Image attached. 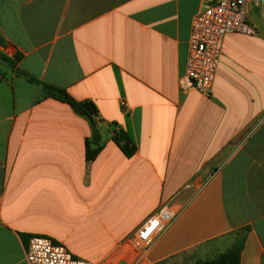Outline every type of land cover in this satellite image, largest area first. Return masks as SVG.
Returning a JSON list of instances; mask_svg holds the SVG:
<instances>
[{"label": "crops", "instance_id": "1", "mask_svg": "<svg viewBox=\"0 0 264 264\" xmlns=\"http://www.w3.org/2000/svg\"><path fill=\"white\" fill-rule=\"evenodd\" d=\"M206 1L0 0V49L91 100L99 134L86 159L90 120L0 63V264H30L33 233L94 264H185L242 235L238 264H264V0L246 3L253 33L223 35L202 95L178 77ZM110 121L131 135L130 155ZM161 205L173 217L135 244Z\"/></svg>", "mask_w": 264, "mask_h": 264}, {"label": "built area", "instance_id": "2", "mask_svg": "<svg viewBox=\"0 0 264 264\" xmlns=\"http://www.w3.org/2000/svg\"><path fill=\"white\" fill-rule=\"evenodd\" d=\"M247 1L207 0L192 15L185 67L178 77L180 90L194 89L202 95H209L223 35L233 31L254 32V28L246 20ZM173 215L174 212L169 206H159L137 226L132 235L133 242L137 245L148 244L163 223ZM24 255L30 264H94L90 260L73 255L62 243L37 233L27 237Z\"/></svg>", "mask_w": 264, "mask_h": 264}, {"label": "trees", "instance_id": "3", "mask_svg": "<svg viewBox=\"0 0 264 264\" xmlns=\"http://www.w3.org/2000/svg\"><path fill=\"white\" fill-rule=\"evenodd\" d=\"M4 45V39L0 36V46ZM20 57V54L15 51L11 56L7 55L0 49V63L4 64L8 67H14L16 73L24 76L25 78L32 80L38 84L43 89L44 94L51 96L53 98L62 100L66 102L73 111L79 114L85 115L91 122L92 132L90 138H86L84 141L85 149L84 156L86 159H90L94 156L95 152L98 149V144L94 148H91L90 141L97 142L99 138V134L97 128L95 126V115H96V107L91 100L88 99H75L72 97L62 86L56 85L54 83H49L42 81L38 78H35L25 71L15 68V62ZM112 127V140L119 146L121 151L125 155H130L134 149L135 144L134 141L126 130L121 127H115V123L110 121ZM247 226H242L236 229V233H239L240 230L246 229ZM243 236H236L233 243L226 248L225 250L214 254L208 258H196L192 261H189L185 264H238L239 262V251L242 245Z\"/></svg>", "mask_w": 264, "mask_h": 264}, {"label": "water", "instance_id": "4", "mask_svg": "<svg viewBox=\"0 0 264 264\" xmlns=\"http://www.w3.org/2000/svg\"><path fill=\"white\" fill-rule=\"evenodd\" d=\"M89 144H90L91 147L94 145V143H92V142H90Z\"/></svg>", "mask_w": 264, "mask_h": 264}]
</instances>
